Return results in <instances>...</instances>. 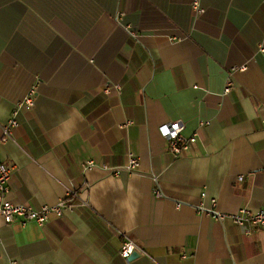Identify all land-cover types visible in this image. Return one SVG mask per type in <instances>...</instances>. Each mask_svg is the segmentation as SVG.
Segmentation results:
<instances>
[{
    "label": "crops",
    "instance_id": "crops-1",
    "mask_svg": "<svg viewBox=\"0 0 264 264\" xmlns=\"http://www.w3.org/2000/svg\"><path fill=\"white\" fill-rule=\"evenodd\" d=\"M262 48L264 0H0L8 199L72 206L0 219V264H264L263 229L211 215L264 210ZM178 120L196 141L174 158Z\"/></svg>",
    "mask_w": 264,
    "mask_h": 264
},
{
    "label": "built area",
    "instance_id": "built-area-1",
    "mask_svg": "<svg viewBox=\"0 0 264 264\" xmlns=\"http://www.w3.org/2000/svg\"><path fill=\"white\" fill-rule=\"evenodd\" d=\"M264 52V48L261 49ZM117 88V87H115ZM229 87L227 86L224 92H228ZM105 93L110 92L109 87L104 88ZM32 93L23 100V105L32 107L34 102L32 100ZM22 103L17 104L15 108H20ZM18 109L15 110L14 116ZM12 116L9 121L2 127V138L1 142H5L10 139L12 130L17 126L16 118ZM184 130V124L181 121H173L165 123L159 126L158 132L163 140L167 143L169 152L174 158H178L186 155L191 151L193 144L196 141V135L184 136L182 134ZM138 160L128 155L125 161V169L128 171H134L138 168ZM93 166V162L89 161L86 163V168ZM12 174L11 168L0 162V219L5 224H10L18 220L22 225L27 222H33L40 227L47 225V222L51 216L61 217L65 210H69L72 206L64 200L58 201L56 204L48 206L44 205L40 209L36 210L30 206L24 204L12 203L9 199V180ZM69 196H76L75 192H68ZM156 197H160L161 194L158 190L154 192ZM200 210L205 212L203 207ZM215 220L222 221L225 218H229L231 222L242 229L245 233H249L252 227H258L264 230V210L251 211L248 208H241L234 213L228 215L213 212L211 214ZM123 244L120 249V256L124 259H128L133 253L144 255L143 249L135 244L130 238L122 234ZM14 264V263H11Z\"/></svg>",
    "mask_w": 264,
    "mask_h": 264
}]
</instances>
